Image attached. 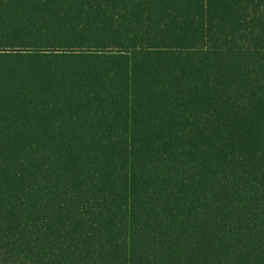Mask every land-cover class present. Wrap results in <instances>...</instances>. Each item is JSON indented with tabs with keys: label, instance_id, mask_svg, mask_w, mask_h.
<instances>
[{
	"label": "trees",
	"instance_id": "16d2710c",
	"mask_svg": "<svg viewBox=\"0 0 264 264\" xmlns=\"http://www.w3.org/2000/svg\"><path fill=\"white\" fill-rule=\"evenodd\" d=\"M0 264H264V0H0Z\"/></svg>",
	"mask_w": 264,
	"mask_h": 264
}]
</instances>
